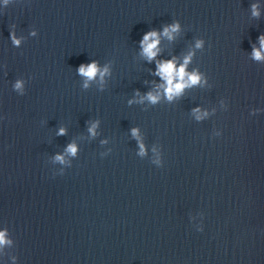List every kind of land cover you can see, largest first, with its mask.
<instances>
[{
	"label": "clouds",
	"instance_id": "obj_1",
	"mask_svg": "<svg viewBox=\"0 0 264 264\" xmlns=\"http://www.w3.org/2000/svg\"><path fill=\"white\" fill-rule=\"evenodd\" d=\"M5 5H7L8 0H4ZM252 15L254 17H258L260 15L259 7L256 4L252 5ZM180 30L179 23H173L171 25H167L163 28V32L159 33L155 30L149 31L144 34L142 40L140 41L141 46V55L144 56L149 62L155 60L157 55L160 52L158 47L160 43V36L163 35L169 40L174 39V34L178 33ZM35 35V33H33ZM11 38L14 45H19L20 40L16 38L15 33L11 34ZM202 41L196 42V48L202 47ZM259 48L253 47L252 50V58L256 61H264V36L259 37ZM192 53L190 52L187 56H185L182 64H177L175 58L171 60L157 61L156 62V75H158L161 80L164 82L157 86L158 89H163V94L166 98L171 101L176 97H179L185 88L199 85L202 81V76L200 73L193 71L191 73L186 72L187 65L190 63L192 59ZM78 74L85 78L84 87L87 88L89 86V82L95 80L99 77L101 83H103L105 75L109 74V68L107 66L100 67L98 62L92 61L88 64H81L77 69ZM187 77V79H185ZM15 89L20 90L23 87L22 81H17L14 85ZM139 95V93H137ZM147 99L150 103H157L160 99V92L156 93L149 92L145 97H141L140 102ZM133 101H129L132 103ZM196 119L200 120L203 117L207 116V112L201 113L200 109L193 110ZM96 127L97 123H92L89 127L88 131L92 136L96 135ZM66 130L64 128L59 129L58 135H64ZM132 135L134 137H138V130L132 129ZM140 154H144V145L140 143ZM66 152L70 155H75L77 152V146L75 143H71L67 146ZM55 159L61 163L64 162V157L62 155H57ZM7 230L0 231V246L11 243V241L6 239Z\"/></svg>",
	"mask_w": 264,
	"mask_h": 264
}]
</instances>
